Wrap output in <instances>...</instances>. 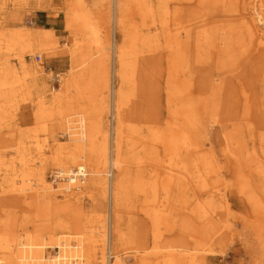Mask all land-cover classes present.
<instances>
[{
  "label": "rangeland",
  "instance_id": "rangeland-1",
  "mask_svg": "<svg viewBox=\"0 0 264 264\" xmlns=\"http://www.w3.org/2000/svg\"><path fill=\"white\" fill-rule=\"evenodd\" d=\"M47 1L0 0V158L7 163V169L10 168L5 172L4 167H0V193L10 190L4 184V179L11 178L13 175L10 176L9 173L13 170H22L21 158H28L29 154L36 164L40 159L43 160L44 163L38 164L35 169L40 167L46 175V185L57 189L46 191L34 184L32 188L40 190V195L35 194L37 197L34 199L25 201L20 198L23 194L12 192L3 196L10 203L17 196V202L9 206L10 216L19 217L16 224L20 221L19 227L14 230L20 231L27 245L43 247L46 255L52 257L59 253V249L51 248L52 239L69 236L75 245V237L80 234L74 226L75 221L88 217L99 224L103 220L106 230L109 225V242L112 248L109 264L115 262L117 255L126 258L125 264H139L136 256L148 257L145 264H156L153 255L156 251L153 249L155 223L153 224L152 217L159 212L166 217V221L157 223L163 224L161 233L165 235L159 250L178 249L175 243L170 242L166 248L163 245L168 242L166 238L172 240L180 232L183 228L181 221L186 223L189 219L187 233L195 238L199 264H264V89H251L255 102L250 106L253 105L251 109L256 111L253 117L247 116L249 112L243 106L244 95L239 92L216 106L201 103L175 105L167 97V89L173 80L179 82L189 79L200 84L209 73L217 78L223 76L232 85L240 86L239 79L244 77L246 65L255 70L251 78L258 83L262 82L257 78L260 74L255 67L261 60L253 61L249 56L244 62L247 52L243 48L239 49L240 40L235 39L230 43L234 53L226 52V57L228 58V53L231 56L232 63L229 67H236L241 63L243 71L227 74L228 69L223 68L225 64L221 65L223 60H218L217 50V47L224 45L221 39L226 31L239 25L237 21L235 24L229 23V18L240 19L241 22L250 21L258 39V45L255 46L264 50V18L263 21H258L257 11L253 9L256 2L234 0L237 9L234 7L232 12L221 13L219 16L218 12L207 15V25L203 28L199 26V22H183L184 27L196 28L189 47L188 70L184 77L180 74L174 76L171 72L164 35L152 32L149 44L154 47L153 54L157 64L150 72L157 73L154 77L150 76L152 88L147 87V92H137L134 90V66L131 63L134 61V48H131L134 46L136 31L134 20L140 24L150 22L143 21L140 11L145 2L152 1V5L156 7L157 1L161 6L168 2L173 5L179 3V0H49L52 3L50 11H38L34 8L40 2ZM78 1L82 2V8H78L81 19L79 22L75 20L73 27L69 28L66 16ZM184 4L189 2L184 1ZM134 9L139 10L140 14L134 13ZM211 12L212 10L209 13ZM158 16L155 20L161 21L166 15ZM42 28L52 30V44L39 46L24 36L30 32L37 33ZM200 33L206 35L207 39L201 42L208 41V46L196 45L195 38ZM157 40L159 44L155 45ZM119 48L126 51L123 66L115 51ZM206 49L210 50L207 52V63L203 59L206 57ZM146 54L148 53L142 56ZM37 55L41 56L40 62L37 61ZM21 56H24L26 67L39 70L38 87L36 80L22 79L23 74L19 69ZM199 60L201 62L198 63ZM8 64L18 70L17 74L13 75L7 70ZM92 68H102L107 72L108 91L100 89L103 78H95L98 71ZM76 73L82 77L80 85L70 90L63 86L65 80L54 83L51 79L55 74H60L61 79H68ZM101 75L104 74L98 77ZM119 75L125 78L120 79ZM187 87L191 89L188 85ZM96 92L98 99L107 96L109 103L111 100L113 104L115 102L116 120L109 114L105 115L102 127L103 132L108 124L116 126L119 123L122 127L124 151L128 156H133V163L128 169L131 174L130 186L134 187L132 197L126 191L125 198L119 196L117 200L116 195L107 188L105 191L92 192V198L89 196L90 192L83 194L84 198L78 201L65 197L61 186H56L52 181V176L59 172L52 159L56 153L66 152L64 148L68 146L70 138L77 131L75 127L79 125L77 120L81 117L78 114L82 109L91 110V100ZM59 94L63 96L62 102H52ZM115 94L118 96H114ZM134 94L141 104L135 109ZM153 98L158 99L155 108H158V113L164 118L161 122L163 131L168 134L169 139L174 137L177 141L169 144L166 149H155L148 140L153 135L151 131L157 132L158 125L153 123L150 116L148 120L143 118L142 112L150 114V109H154L150 103ZM116 100L120 101L119 106V101ZM63 108L69 109L70 116L67 120L70 123L61 128L58 121H51L47 114L57 116ZM111 141L113 143V136ZM184 142H191V145H185L183 151L175 150V144ZM87 170L89 177L85 187L91 178L90 168ZM106 171L108 173V169ZM107 173L103 178L112 188L119 174L117 171L110 172V175ZM184 174L187 176L184 177ZM47 194L52 195L50 201L46 198ZM144 194L151 204L146 201ZM37 200L46 202L47 206L34 209L32 203ZM185 200L193 203L187 210L182 209ZM202 201L206 202L204 206L210 207V211H216L213 213V226L209 230L198 228L196 223L200 221L194 222L197 215L192 208L202 206L199 203ZM1 204L0 201V206ZM219 214L221 216L218 217ZM63 220L68 221L71 230L50 232L47 229ZM116 223L124 238L118 245L113 233ZM166 223L175 227V231L165 229ZM141 243L144 244L140 247ZM93 264H101V261Z\"/></svg>",
  "mask_w": 264,
  "mask_h": 264
},
{
  "label": "bare ground",
  "instance_id": "bare-ground-1",
  "mask_svg": "<svg viewBox=\"0 0 264 264\" xmlns=\"http://www.w3.org/2000/svg\"><path fill=\"white\" fill-rule=\"evenodd\" d=\"M184 1L189 2V4H184ZM253 2H256L253 9L257 11L259 18L258 21H263L264 0H253ZM159 3L160 2L158 1L155 2V7L152 5V1L149 3L145 2V6L141 7L140 11L143 15V21L150 20V22L140 24V22L134 20V27L136 31L133 38L134 46H131L132 49L134 48V61L131 63L134 66V90L137 92L140 90L146 91V89H149L150 87L152 88L153 83L150 81V79L157 73L156 71L153 73L150 72L151 70H154L153 67L155 64H157L155 55L153 54L154 47L149 44V38L151 37L152 32L155 33V35H158L159 33L164 35V38L167 41V44H164L167 49L168 62L170 63V69L172 70L171 72L174 76H178V74H180L182 77H184L185 71L188 70L189 61L187 56L190 53L189 47L195 35L196 28L193 26L184 27L183 22H186L187 20L191 21L192 23L199 22V26L203 28L207 25L205 20L207 15L211 16L216 14V12H218L217 16H219L221 13H230L235 7L234 0H179V3L172 5L170 2H168L161 6ZM34 8L38 11H50L52 8V3H50L49 0L47 2H40V4L37 6L35 5ZM78 8H82V2L80 1H78L74 8L68 11V15L66 16L67 27L72 28L75 20H78V22L80 21L81 17L78 13ZM235 8L237 9V7ZM211 10L212 12L209 13ZM140 11L134 9V13L136 14H140ZM157 15H159L158 17L166 16L164 20L158 21L155 20ZM223 21L224 19L221 20V22ZM228 21L231 24H235L237 21L239 25H242H238L237 28L226 31L223 36L224 38L221 39V43L224 45L219 47L216 46L219 48L217 49L218 60H223L221 65L225 64L223 68L228 69L226 72L227 74L238 73L237 70L243 71L244 67H240L241 63L236 67L228 66L230 63H232L229 53H234V51H232V47H230V43L235 39L238 41L240 40L241 44L239 45L241 47L239 49L243 48V51L247 52V54L251 52L249 55L246 54L244 62L248 60L249 56L251 59H253V61H257L259 59L261 60L256 64L255 67L256 71H258V74H260L257 76V78L262 82H259V84L257 80L251 78V75L255 74V70L248 65L245 66L247 71L245 72L244 77L239 79L240 86L232 85L223 76H218L217 78L215 75H211L210 73L209 76L207 75L208 77H204L201 80L200 84L193 83L189 79H186L185 81L180 80L179 82L173 80L169 84L170 87L167 89V91H169L167 93L168 100H170L173 104L187 105L190 103H201L205 105L210 104L211 106H216L217 104L220 105L223 101L230 100L232 95H235V92H239L242 96L244 95L243 106L249 112H247V116L249 115V117H253V115H255L256 111L251 109L253 105L250 106L251 103L255 102L252 98L253 91H251V89L253 87H255V89H264V50H259L258 46H255L258 45V39L253 31L254 25L250 21L241 22L240 19L234 18H229ZM145 24L147 26H145ZM51 33V29L42 28L37 33L30 32L24 36H26V38L29 40L35 41L37 45L43 46L46 43L52 44L53 38ZM205 36L206 35L203 33H200L199 37L196 36L195 40L197 42V46H201L203 44H206L207 46L209 45L208 41L201 42V40L207 39ZM242 38L244 40H241ZM154 43L157 45L159 44V41L157 40ZM113 45L116 48L115 39ZM33 51L34 50L32 49L31 52ZM115 51H117V54L119 55V62L123 66L122 62L126 51H124L122 48L116 49ZM243 51L240 53H243ZM254 51L257 53H254ZM207 52L209 53L210 50L206 49L204 51L206 54V57L203 58L205 59V63L208 62ZM226 52H229L228 58L226 57ZM145 53L148 54L142 56V54ZM19 62L21 64V68L19 69L23 74L22 79L36 80V87H38L40 85L38 82L40 81L39 70L36 68L34 69L26 67L24 56L20 57ZM197 62L199 63L201 60ZM197 67L199 68L198 65ZM6 68L13 75L17 74L18 70L16 71L14 66H10L8 64V67L6 66ZM92 70L98 71L96 74L94 73L95 78H99L100 80L103 78V83L100 84V89H107L108 91L109 79L106 75L107 72H104L102 68H92ZM97 74H104L105 76L101 75L98 77L99 75ZM248 75L250 77H248ZM235 77L237 78V75ZM53 78L54 75L51 76L52 82ZM81 78V75L76 73L68 79H61L60 76L59 80L60 82H64L65 80V85L63 83V86L70 90L73 87H79ZM119 78L124 79L125 77L123 75H119ZM146 83L148 86H146ZM186 83L191 89H188ZM180 85H183L184 87H181ZM194 88L196 89L194 90ZM60 94L53 98L52 102H57L60 104L63 100V96H60ZM97 94L98 93L96 92L93 96V99L91 100L93 102L91 110L82 109V112L78 114L80 115L79 117H81L77 120L79 125L75 127L77 131L74 133L73 138H70L68 146L64 148L66 152L61 153L59 150L60 153H56L57 155H55L52 159L54 166L58 168L60 174L66 176L74 174L75 171H77L73 168H90V182L86 187L84 186L76 191L73 189L64 190L62 186L60 189H62V194L65 197L73 198L78 201H81L82 198H84V195L88 194L89 192L91 193L89 196L92 198V192L101 190L105 191L107 188L110 192L112 191V193L116 195L117 200L119 196L124 197V193L126 191H129V193H131L130 197H132L134 195V187L130 186L131 174L128 172V169L130 168V164L133 163V156H128V154L124 151L122 127L119 123L116 126L108 124L105 132H103L102 127L105 115L109 114L113 117L114 121L116 120L117 114L115 102L113 104V100H111L109 103L107 96H104L103 99H98V97H96ZM114 96L118 95L115 94ZM157 100L158 99L153 98V102H150L154 107V109H150V114L142 112V115L146 120L153 118L151 119L153 123L158 125L157 132L151 131L153 135H151L150 139H148L152 144L151 146L155 149H166L169 144L172 145L171 143H177V141L174 137L173 139H169L170 137L163 131L164 128L161 127V122L164 121V118L160 113H158V108H155L156 103L158 104ZM136 101L137 98L135 96L134 109L138 105H141L138 101ZM119 105L120 101L118 102V106ZM117 109L119 110V108ZM40 116H42L41 112ZM47 116H50L51 121H58V125L61 128L64 124L70 123V120H67V117L70 116L68 108L61 109L59 115L57 116L50 113L47 114ZM262 119L264 120V116H262ZM69 129H72V127L69 126ZM112 136L113 143L111 141ZM185 145L188 147L191 145V142L175 144L174 148L177 151H183ZM43 163L44 162L41 159L38 162L40 165ZM20 164L23 167L22 170H13L9 173L10 176H13L11 178L4 179V184H6L10 190L0 193V201L2 202L0 206V264H93L98 260L101 261V264H109V254H112V248L110 247L108 234L109 225L108 229L106 230V225L104 224L103 220L102 222L99 221V224H95L94 220L88 217H86L87 219H84L85 221L83 219L75 221L74 226L77 227L78 231H80V234L76 235L75 237V245L72 244L68 238L69 236H63L51 240V248L59 249V253H57L56 256H47L45 251L42 250L43 247L34 248L32 245H27V243L24 242L20 231L17 232L14 230V228L19 227L20 221L19 224H16V219L18 220L19 217L17 216L16 218V215L10 216L9 211L10 204L12 206L14 205V202H17V196L13 198L11 203L10 200L7 201V199H5L3 196L7 195L9 192L20 193L23 194L20 198L26 201L29 198L34 199L37 197L35 194L40 195L39 189L32 188L34 184L37 186L39 185L41 189L46 191H57V189L53 188L51 185H46V175L43 173V170L41 171L40 167L35 169V167L39 165L35 163V160L31 157V154L28 155V158L26 156H22ZM0 167H4L3 170H5V172L9 171L10 169H7L8 165L2 158H0ZM106 169H108V173ZM115 171H117L119 177L116 179V181H114V184L111 188L110 183L104 180L103 175L105 173L110 175ZM186 176L187 174H184V177ZM83 188H85V190H83ZM180 192H182L181 189ZM210 194H212V192H210ZM28 195L31 196L29 197ZM145 195L146 194H144V197H146L147 201L148 199ZM187 196L191 197L188 194ZM212 197L213 196H211V200ZM46 198L48 201H50V199H52V195L47 194ZM156 201H158V199ZM147 202L151 204L150 201ZM45 203L46 202L41 203L37 200L32 204L34 209L39 210L43 208L44 205L45 207L47 206V203ZM184 203L185 205L182 207V209L186 210L189 209V207H191L193 204L189 200H185ZM199 203H201L202 206H194L192 208L193 212L197 215L194 219V222L200 221L196 223L197 227H202L205 230H209L213 226V213L216 211H210V207L206 208V206H204L206 204L205 201ZM153 216L152 222L153 224H156H154L153 228L155 230L153 231V249L156 250L154 251L153 255H155L154 257L156 258V264H199L200 259L196 253L197 245L195 243V238L194 236L190 237V235L187 233L189 219H187L186 223L181 221V226L183 228L180 229V232L175 235L172 240H169L165 237L166 241L168 242L163 245L164 248H166L171 242L175 243V246L178 247V249L159 250L162 247L161 241L164 239L165 235L163 236L161 233V227L163 224L159 225L157 223L160 221H166V217L162 216L159 212L155 213ZM219 216L221 215L219 214L218 217ZM165 226L167 227L165 229L169 228L170 230L175 231V227H171L169 223H166ZM47 229L50 230V232H57L58 230H71V227L68 221L63 220L59 221L53 227ZM113 230V233L116 235V244L118 245L120 241H124L123 235L120 234L118 223L114 224ZM170 230H168V232H170ZM143 244L144 243H141L140 247ZM190 252H192V254H190ZM115 258V262L111 264H125L126 258H122L119 255L115 256ZM136 259L139 260V264H145V262L148 261V257L145 256H136Z\"/></svg>",
  "mask_w": 264,
  "mask_h": 264
},
{
  "label": "built area",
  "instance_id": "built-area-1",
  "mask_svg": "<svg viewBox=\"0 0 264 264\" xmlns=\"http://www.w3.org/2000/svg\"><path fill=\"white\" fill-rule=\"evenodd\" d=\"M37 61H41V56L37 55ZM52 72V70H51ZM53 73V72H52ZM60 74H55L53 78L54 83H60ZM74 174H70L69 176L62 175L60 172H56L52 176V181L53 183L58 186H62V188L65 190H78L82 187H84L87 183L88 177H89V172L86 168H78L76 169Z\"/></svg>",
  "mask_w": 264,
  "mask_h": 264
},
{
  "label": "crops",
  "instance_id": "crops-1",
  "mask_svg": "<svg viewBox=\"0 0 264 264\" xmlns=\"http://www.w3.org/2000/svg\"><path fill=\"white\" fill-rule=\"evenodd\" d=\"M45 19H47V16H45Z\"/></svg>",
  "mask_w": 264,
  "mask_h": 264
}]
</instances>
